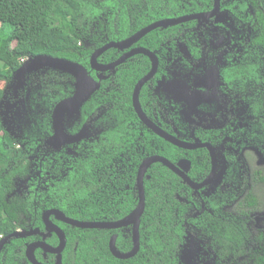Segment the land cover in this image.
<instances>
[{"label": "trees", "instance_id": "1", "mask_svg": "<svg viewBox=\"0 0 264 264\" xmlns=\"http://www.w3.org/2000/svg\"><path fill=\"white\" fill-rule=\"evenodd\" d=\"M211 6L212 0H0V82L5 85L0 86V100L12 84L13 72L30 56L49 54L76 61L97 78L98 73L91 69L89 62L95 49L107 42L125 39L155 20ZM223 6L241 8L231 0H222ZM252 7L255 21L249 44L264 53V11ZM195 22L156 28L134 44L151 50L159 59L156 74L139 93L145 111L144 104L151 91L149 85L153 86V96L161 95L162 103L166 102L168 91L163 82L173 80L174 74L182 85H192L190 72H198L199 68L190 67L181 58L176 42L184 41L192 56L200 55L192 49L196 41ZM127 49L109 48L97 61L111 62ZM150 65L146 55L137 53L106 71L99 89L83 103L78 114L65 117L68 133H75L87 123L86 137L59 151L45 142L52 130L51 107L73 93L74 78L52 68L41 69L27 78L21 103L9 115V124L3 122L0 114V239L17 230L39 228L42 231V212L49 207H57L78 220H117L126 216L138 202L137 167L142 158L152 154H160L172 162L186 156L192 162L189 175L193 179L206 175L209 163L205 148L175 147L138 119L132 106V93ZM254 68L255 65L244 60L239 66L228 67L225 80L237 87L234 80L241 79L239 87L251 97L252 113L264 128V84L259 82L257 87L249 82L252 78L259 81L260 75L251 74ZM260 77L264 83V75ZM10 102V106L14 105L12 99ZM172 118L183 124L175 114ZM181 124L177 125L183 127ZM68 147L73 155L66 152ZM51 152L56 154L51 156ZM32 160L36 161L35 165ZM50 166L53 175L63 172L65 179L47 184L45 189L44 170ZM31 176L42 177L41 184H32ZM144 191L140 245L134 256L117 258L108 245L115 233L117 249L128 251L132 246L128 226L80 228L54 220L66 235L60 264H196L199 250L209 247L216 264H264V243L257 249L246 250L249 241H243V228L234 218H217L214 203L211 207L215 215L194 216L200 206L191 196L189 186L164 164L157 162L148 168ZM203 236L207 238L205 245L200 242ZM260 236L264 241V234ZM37 239L39 235L11 237L1 248L0 264H31L25 248ZM45 240L52 246L59 243L55 234ZM43 251L35 249L37 260L55 264V256L47 253L43 258Z\"/></svg>", "mask_w": 264, "mask_h": 264}, {"label": "flooded vegetation", "instance_id": "2", "mask_svg": "<svg viewBox=\"0 0 264 264\" xmlns=\"http://www.w3.org/2000/svg\"><path fill=\"white\" fill-rule=\"evenodd\" d=\"M231 1L238 4L239 7L241 8H235V6L234 7L233 6L231 7L223 6L222 7V0H219V8L215 14L202 17L200 19H191V20L196 21L195 22L196 41L193 43L194 47L192 49L195 51V53L196 52L200 53L199 56H196V57L192 56L191 50L189 49L188 45L184 41L179 40L176 42V48L178 52L180 53L181 58H185L187 60V64L190 67L199 68L198 72H194V73H192V71L190 72V74L192 75L190 79V83L192 85H187V86H184L185 84L182 85L180 81L175 80L176 74H174L173 80L163 82L164 84H167L168 86V91L165 93V97H166L165 103L160 102L161 95L159 96V98L156 95L154 96L152 95V89H153L152 85H149V88L151 89V91L150 93H148V98L144 104L145 109L146 111H148V113L144 110L143 106L141 105L140 98H139V103H140V106L143 112L146 114L147 118L150 121H152L154 124L159 126L161 129H163L165 132L169 133L170 135L180 140L186 141V142L209 143L215 149L217 170H216L215 176L209 183L203 184L199 188L194 189L187 182H185L179 175H177L174 171L173 172L187 186H189L190 191H191V196H194L196 202L200 206V210L196 209L194 216L199 215L198 216L199 218L200 216H203L206 214L215 215L216 214L215 210H213L211 207L212 203H214L215 206L217 207V215H216L217 218L221 220H226L227 218L228 219L234 218L235 221L241 226V228H243L244 230L243 235L248 236L249 233H252V232H249L248 230L249 223H250L249 221L250 213L254 210L255 204L257 202L256 196L254 195L252 184L253 182H258V181L264 182V173H263L264 165L258 166V163L256 161L254 162V156L252 154H248V151L246 149H250L254 154L260 153L262 154L261 156H264V128H263V125L259 123L258 121L259 118L253 115L252 113L251 97L250 96L248 97V94L244 93L245 89H243L242 87L241 88L239 87L241 83L240 81L241 79L240 78L235 79L234 83L238 84V86L232 87L231 81H226L225 76L228 74V71H227L228 67L239 66L244 60L255 65V68L253 69L251 73L254 77L257 75L253 74V72L260 76L264 75V72L260 71V68L264 67V53L256 49V47L251 46L249 44L250 42L249 35L251 32V28L255 21L254 20V10L252 6L258 7V9L264 11V0H231ZM213 7H214V0H212V6L209 9L190 12L187 14L207 13V12H210L213 9ZM166 18H169V17H166ZM158 20H155V21H158ZM191 20H188V21H191ZM188 21H185V22H188ZM185 22H181L178 24H182ZM172 25H177V24H172ZM167 26H170V25H167ZM157 28H160V27H157ZM135 43L129 46L126 51L130 50L133 47H143V46H134ZM179 43H183L186 46L188 53H189L188 56L181 52L178 46ZM165 53L167 55L170 54L167 51H165ZM134 54H137V53H134ZM134 54H132L131 56H133ZM201 55H203V58H201ZM156 57L158 59L157 55ZM169 59H171V56H169ZM206 62H208L209 65H207ZM201 64L202 66H200ZM158 67H159V59H158L157 69ZM150 68H151V65H150ZM157 69H156V72H157ZM94 71L98 73L97 78H95V79H98L100 72L96 70ZM148 71L145 74H147ZM105 72L106 71L102 73L103 77H104ZM156 72L153 74V76L156 74ZM31 74H29V76ZM200 74H203V75H200ZM153 76L150 77L146 82H148L151 78H153ZM260 76H259V81L255 78H252L249 82H254V84H256L257 87H258L257 83L259 82L261 84H264ZM144 84L142 85V87L144 86ZM25 86H26V83L21 88L17 89L16 92H14L11 87L7 90L5 94V99L3 101L4 103L0 105V114L3 118V122L9 124L8 117L9 115H12V113H14V110L18 108V105H19L18 103H21V99H22L21 95L25 89ZM11 99L14 102V103L12 102L14 104L12 106H10ZM62 99H59L58 101H56L51 107V115H50L51 127H52V118H51L52 110L54 106L56 105V103ZM5 101H8L9 103ZM166 112H169V113L167 114ZM173 114L176 115L177 119L182 120L185 126L179 122L176 123L172 118ZM141 123L146 128H148L142 121ZM177 124H181L183 127H179ZM84 125H86V132L83 138L77 142L64 143L58 147L52 146L47 140L53 133V127H52L50 134L45 138V142L49 147L57 151H59L62 147L66 145H72V144L78 143L86 137L87 131L89 130L88 124L84 123L82 127ZM161 125H163L165 129L162 128ZM81 128L77 130L75 133L79 132ZM71 134H74V133H71ZM157 136L160 137L159 135ZM19 145L24 146V144H19ZM174 146L178 147L176 145ZM178 148H181V147H178ZM199 148H205V147H197L193 149H185V148H181V149L196 150ZM205 149L208 155L207 160L209 163V169L206 175L200 178L199 180H195L189 175L192 169V162L186 156H180L174 162H172L168 158L167 159L175 165H177L180 160L187 159L189 161V167L186 170V174L190 178V180L199 184L205 180V178L210 174L211 169H212V161H211L209 151L207 148ZM66 152L69 155L74 154L73 150L70 147L67 148ZM55 154L56 152L50 153L51 156ZM152 155H160V154H152ZM147 157L148 156L142 158L140 163ZM162 157H165V156H162ZM157 162L159 161H155L153 163H157ZM253 163H255L256 166ZM35 164H36V161L32 160V165H35ZM138 167H137V170H138ZM261 169H263V172L261 171ZM51 170H52V166L47 167L44 170V178H43L42 184L45 185V189H47V184L53 185L57 182H62L65 179L63 172L61 175L55 176L51 173ZM30 171L31 173L33 172V170H30ZM146 172H145V175H146ZM136 175H137V171H136ZM145 175H144V178H145ZM236 175H237V181H238V184H236L237 187L231 190L232 194L226 195L225 192H222V188L232 187V185H234L232 181H233V178L236 177ZM30 181L32 184L35 182L38 184H41L40 182L42 181V177L31 176ZM27 185H28L27 183L24 185L25 190H27ZM16 189L19 190V188H16ZM177 197L180 198L179 195H177ZM48 209L59 210L66 217H69L57 207H49L43 210V212ZM48 218L53 224L58 226L63 231L62 227L57 222H61V223L62 222L66 223V222L62 221L54 213H50ZM69 218H72V217H69ZM73 219H76V218H73ZM54 220L57 222H55ZM87 221H91V220H87ZM98 221H115V220H98ZM43 224H44V229L42 230L43 237L40 234H35V235L40 236V239H37V240H44L47 244H49L45 239L48 236H52L53 234H55L59 239L58 234L54 230L49 229L44 222ZM30 229H33V228H30ZM258 230L255 233H253V236L255 237H252V235L249 234L254 240L253 242L249 241V243L247 244L246 250L249 249L248 247L250 245L255 244V247L257 249L260 246H262V244L264 243V241L260 240V237H261L260 235L264 234V229H261L259 231ZM130 232H131V227H130ZM28 236H34V235H28ZM28 236H25V237H28ZM244 236H243L244 243H247V240H245ZM116 238H117V235H116ZM206 239L207 238L203 236V238L200 240L201 244L205 245ZM139 240H140V235H139ZM58 244L59 243H57L56 246ZM49 245L52 246L51 244ZM139 245H140V241H139ZM56 246H52V247H56ZM37 248H40V247H37ZM62 251H61V254H62ZM47 253H51V252L47 250H44L42 252L43 258H46ZM51 254L55 256V263H56V254L55 253H51ZM213 259H215L213 257V251L211 250V247H209L207 248V250H202L201 248L198 252L197 257L195 258V261H196V264H216V259L214 261Z\"/></svg>", "mask_w": 264, "mask_h": 264}, {"label": "water", "instance_id": "3", "mask_svg": "<svg viewBox=\"0 0 264 264\" xmlns=\"http://www.w3.org/2000/svg\"><path fill=\"white\" fill-rule=\"evenodd\" d=\"M219 8V0H214V7L210 12L207 13H191L184 14L177 17H169L163 18L158 21L152 22L143 28L139 29L132 35L128 36L125 39L119 41H110L99 48L95 49L90 57V66L92 69L100 72L99 78H93L88 69L76 62L66 58L56 57L49 54H38L34 56H30L22 61L20 66L13 72V81L11 84V88L14 92L17 89L21 88L25 83L29 74L37 72L44 68H52L62 72H66L73 76V93L60 100L56 103L52 110V127L53 133L48 138V142L54 146L58 147L64 143H72L77 142L83 138L86 132V125H84L81 130L77 133L71 134L68 133L65 129V117L73 116L78 114L83 103L92 95V93L97 90L100 86V80L103 78L102 73L104 71L110 70L114 68L116 65L123 62L127 57L131 56L134 53H143L147 55L151 60V68L147 74L141 77L135 84L133 93H132V105L133 108L139 117V119L154 133L164 138L168 142L185 149H193L197 147H205L208 149L211 161H212V169L210 174L205 178L202 183H195L190 180V178L186 174V170L189 167V161L187 159H182L178 162L177 165L170 162L167 158L162 157L160 155H151L145 158L139 165L136 175V186L138 189V202L135 208L124 216L121 219L115 221H87V220H76L73 218L66 217L61 211L56 209H48L43 212L42 220L46 224L49 229L54 230L59 236V244L56 247H52L47 244L44 240H36L30 242L25 249V256L27 260L31 264H44L37 260L35 256V249L37 247L42 248L43 250H47L51 253L56 254V263L60 264L61 262V251L63 250L66 244V237L64 232L55 224H53L48 216L50 213H54L57 215L62 221L76 227L80 228H102V229H117L121 227H131V239H132V247L130 250L126 252L119 251L116 247V234L111 235L109 239V249L113 256L117 258H130L134 256L139 250V225H140V217L145 208V193H144V175L147 168L155 161H159L163 163L170 170L174 171L177 175H179L185 182H187L192 188L197 189L203 184L209 183L216 174L217 170V161L215 149L209 143H201V142H186L180 140L169 133L165 132L159 126L150 121L146 114L143 112L140 103H139V92L142 85L153 76L156 72L158 59L156 55L144 48V47H133L130 50L121 54L116 60L109 63H99L97 62V57L104 52L105 50L115 47L118 49H125L131 46L133 43L138 41L142 36L150 32L151 30L172 24H178L181 22H185L191 19H200L202 17L213 15L217 12ZM181 52L185 55H189L186 46L183 43L178 44ZM6 90H4V94L2 99L0 100V105L3 103L5 99ZM40 234L43 237V233L39 228L33 229H25V230H17L11 234H8L0 239V251L2 246L14 236L17 237H25L28 235Z\"/></svg>", "mask_w": 264, "mask_h": 264}, {"label": "rangeland", "instance_id": "4", "mask_svg": "<svg viewBox=\"0 0 264 264\" xmlns=\"http://www.w3.org/2000/svg\"><path fill=\"white\" fill-rule=\"evenodd\" d=\"M260 71L264 72V67L260 68ZM0 86L5 87L4 82H0ZM246 150L248 151V154H252L254 156V162L256 161L258 163V166L264 165V156H261L262 154H260V153L254 154L250 149H246ZM253 164L255 165V163H253ZM261 171L263 172V169H261ZM232 182L234 183V185H232V187L222 188V192H225L226 195L232 194L231 190H233V189H235V187H237L236 186V184H238L237 175L235 178H233ZM252 187H253L254 195L256 196L257 202L255 204L254 210L250 213V217H249L250 223H249L248 230H249V232H252L249 234H251L252 237H255V236H253V233H255L258 229L259 230L264 229V182H259V181L253 182ZM249 234L245 238V240L253 242L254 239ZM243 241H244V239H243ZM254 247H255V244L250 245L249 249L250 248L253 249Z\"/></svg>", "mask_w": 264, "mask_h": 264}]
</instances>
